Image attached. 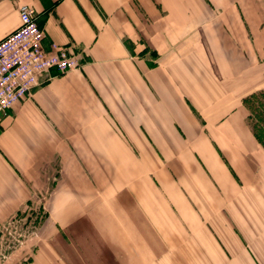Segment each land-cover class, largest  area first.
<instances>
[{
  "label": "crops",
  "instance_id": "1",
  "mask_svg": "<svg viewBox=\"0 0 264 264\" xmlns=\"http://www.w3.org/2000/svg\"><path fill=\"white\" fill-rule=\"evenodd\" d=\"M20 6L80 68L40 76L0 119V231L41 216L12 263L264 264L247 107L264 0H0V42Z\"/></svg>",
  "mask_w": 264,
  "mask_h": 264
},
{
  "label": "built area",
  "instance_id": "2",
  "mask_svg": "<svg viewBox=\"0 0 264 264\" xmlns=\"http://www.w3.org/2000/svg\"><path fill=\"white\" fill-rule=\"evenodd\" d=\"M20 26L0 42V119L19 100L29 96L40 76L51 70L63 75L80 68L65 47H43L45 35L36 23L37 14L28 6L18 8Z\"/></svg>",
  "mask_w": 264,
  "mask_h": 264
},
{
  "label": "rangeland",
  "instance_id": "3",
  "mask_svg": "<svg viewBox=\"0 0 264 264\" xmlns=\"http://www.w3.org/2000/svg\"><path fill=\"white\" fill-rule=\"evenodd\" d=\"M250 114V124L264 145V89L257 91L247 99ZM37 203V202H35ZM40 207V204H35ZM39 211L22 213L8 222L0 231V264H13L20 260L33 239L35 225L40 220Z\"/></svg>",
  "mask_w": 264,
  "mask_h": 264
}]
</instances>
